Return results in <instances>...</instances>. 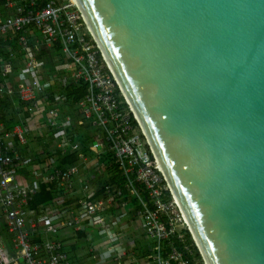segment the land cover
<instances>
[{
	"label": "built area",
	"instance_id": "built-area-1",
	"mask_svg": "<svg viewBox=\"0 0 264 264\" xmlns=\"http://www.w3.org/2000/svg\"><path fill=\"white\" fill-rule=\"evenodd\" d=\"M11 43L24 55L22 73L33 77L20 75L15 86ZM3 47L0 98L17 97L28 114L40 104L47 133L26 157L8 142L27 147L26 128L6 130L0 113V264H79L70 251L78 243L85 264H101V248L113 254L109 264H206L76 2L0 0ZM41 52L59 55L70 69L63 65L42 82L34 77ZM70 83L85 87L72 111L63 96ZM66 157L74 161L61 165ZM21 173L32 176L30 184L17 180ZM40 184L58 195L32 206ZM137 224L139 235L130 232Z\"/></svg>",
	"mask_w": 264,
	"mask_h": 264
},
{
	"label": "water",
	"instance_id": "water-1",
	"mask_svg": "<svg viewBox=\"0 0 264 264\" xmlns=\"http://www.w3.org/2000/svg\"><path fill=\"white\" fill-rule=\"evenodd\" d=\"M75 2L205 263L264 264V0Z\"/></svg>",
	"mask_w": 264,
	"mask_h": 264
},
{
	"label": "crops",
	"instance_id": "crops-1",
	"mask_svg": "<svg viewBox=\"0 0 264 264\" xmlns=\"http://www.w3.org/2000/svg\"><path fill=\"white\" fill-rule=\"evenodd\" d=\"M11 46L14 48V53H15V58L12 60V65H13V72L11 76L9 77V84L11 86H15L18 82L19 76L23 75L25 80H30L32 77V74H26L22 73V68L24 66V55L22 52L18 49V46H16L14 43H11ZM1 49V53L3 54V58H7V55L5 54L6 48L3 47ZM37 59L40 62H43L41 68H39L38 74L35 75L34 77H37L41 79L42 82L46 80L49 76H52L54 74L59 75L60 74V67H62L64 64H62L60 67L56 65L54 59L60 60L61 58L57 54L53 53H45L41 52V54L37 57ZM64 63V61H61ZM2 81V78L0 77V83ZM8 99V100H6ZM0 98V113H1V123L6 126L11 125L12 123L14 124L12 128L16 127L20 123L21 126L26 128L27 130V144L29 146V149L27 147H22L16 139L13 140H8L9 143L12 144L14 147V151L23 154L24 156L27 155L28 152L31 151L32 148H36L39 146L41 141H44L45 134L47 133L46 128L43 127V115L42 113L44 112V107H41L40 104L36 105L35 111H33L31 114L25 116V109L24 107L18 102L17 97H12V98ZM4 100L8 101L4 103ZM11 123V124H10ZM10 128V126H9ZM11 128V129H12ZM6 130H9L5 127ZM84 133V131L80 132ZM31 153V152H30ZM27 157V156H26ZM31 177V178H30ZM17 180L22 183V184H30L32 180V176L26 174V173H21ZM4 228V227H3ZM4 235V232H3ZM79 238L81 237L78 236ZM80 242V240H79ZM83 248L84 246L80 243H78L77 248L76 247H71L70 251L72 252L73 257H80L79 259V264H85L84 263V258H83ZM87 264V263H86Z\"/></svg>",
	"mask_w": 264,
	"mask_h": 264
},
{
	"label": "trees",
	"instance_id": "trees-1",
	"mask_svg": "<svg viewBox=\"0 0 264 264\" xmlns=\"http://www.w3.org/2000/svg\"><path fill=\"white\" fill-rule=\"evenodd\" d=\"M57 87L58 86L56 85L55 89ZM84 89H85V87L81 83H78V84H72V83L66 84L65 89L63 91L64 103L70 107L71 111L74 109V106H76V104L82 98V96L84 94ZM58 90H60L62 92V86ZM6 100H8V99H6ZM6 100H4V103L8 102ZM24 115L27 116L28 114L25 112ZM13 125H14L13 123L11 125L7 124L5 127L7 129H11L13 127ZM9 126H10V128H9ZM27 148L29 149V146H27ZM73 161L74 160L72 159V157H66L65 159H63L61 161L60 164L61 165H65L67 163H72ZM51 189H52V186H48V185H45V184H40L39 192L34 197L33 202H32L31 205L32 206H36V205L44 203V202L52 201L58 194L55 193L54 191H52ZM3 232H4V228H3ZM80 235L81 234H79V236Z\"/></svg>",
	"mask_w": 264,
	"mask_h": 264
},
{
	"label": "rangeland",
	"instance_id": "rangeland-1",
	"mask_svg": "<svg viewBox=\"0 0 264 264\" xmlns=\"http://www.w3.org/2000/svg\"><path fill=\"white\" fill-rule=\"evenodd\" d=\"M54 61H55L56 65L59 66V67L62 64H64V67H66L67 70H69L70 67H71V65L69 64V62H66V63L64 62L63 63V62H61L60 60H57V59H54ZM92 131L93 132L96 131V133H98V131L96 129H94V128H93ZM140 230H141L140 229V226L137 224V225L134 226V229L132 228L130 230V232L139 235L140 234L139 233ZM102 236L103 235H101V234L99 236L98 235H95L94 240L95 241H98V240H100L102 238ZM114 241H116V240H113V241L110 240V243H112ZM122 244H123V242H117V243H115L114 246H115L116 250L114 252H120L122 250V247H121ZM101 251H103V248H101ZM101 251L98 253L99 261L101 262V264H109L112 261V255L113 254L111 252H101Z\"/></svg>",
	"mask_w": 264,
	"mask_h": 264
},
{
	"label": "bare ground",
	"instance_id": "bare-ground-1",
	"mask_svg": "<svg viewBox=\"0 0 264 264\" xmlns=\"http://www.w3.org/2000/svg\"><path fill=\"white\" fill-rule=\"evenodd\" d=\"M74 1H76V0H74ZM109 68H110L111 72L113 73V71H112L110 65H109ZM113 74H114V73H113ZM115 79H116V78H115ZM116 81H118V80H116ZM127 101H128V100H127ZM128 102H129V101H128ZM133 113H134V111H133ZM134 114H135V113H134ZM135 117H136V115H135ZM136 119H137V117H136ZM158 166H159V163H158ZM159 169L161 170L160 166H159ZM161 171H162V170H161ZM173 195H174V194H173ZM174 198H175V196H174ZM175 200L177 201L176 198H175ZM177 203H178V201H177ZM178 204H179V203H178ZM188 232H189L190 235L193 237V240H194L196 246L198 247L199 251H201L200 248H199V246H198V244H197V242H196V240H195V238H194V235H193V233H192V231H191L189 225H188Z\"/></svg>",
	"mask_w": 264,
	"mask_h": 264
}]
</instances>
